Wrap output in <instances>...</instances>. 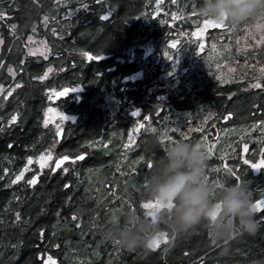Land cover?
I'll use <instances>...</instances> for the list:
<instances>
[{"label": "trees", "instance_id": "16d2710c", "mask_svg": "<svg viewBox=\"0 0 264 264\" xmlns=\"http://www.w3.org/2000/svg\"><path fill=\"white\" fill-rule=\"evenodd\" d=\"M155 1L0 0V264H264V40L236 42L264 8L195 38L204 0ZM28 39L47 55H30ZM65 88L56 101L74 120L58 139L41 122L48 91ZM179 140L205 155L210 200L226 182L249 189L258 231L218 243L201 226L155 249L113 246L117 214L141 211L154 162ZM49 146L68 159L13 182Z\"/></svg>", "mask_w": 264, "mask_h": 264}, {"label": "clouds", "instance_id": "9594fccd", "mask_svg": "<svg viewBox=\"0 0 264 264\" xmlns=\"http://www.w3.org/2000/svg\"><path fill=\"white\" fill-rule=\"evenodd\" d=\"M261 8L264 0H204L200 11L214 23L233 26L254 19ZM206 166L197 145L175 142L147 177V198L154 207L119 212L108 229L109 242L121 249H149L164 233L178 237L201 226L218 243L254 235L260 225L249 189L226 182L210 200V188L203 181Z\"/></svg>", "mask_w": 264, "mask_h": 264}, {"label": "rangeland", "instance_id": "374dc122", "mask_svg": "<svg viewBox=\"0 0 264 264\" xmlns=\"http://www.w3.org/2000/svg\"><path fill=\"white\" fill-rule=\"evenodd\" d=\"M163 0H156L154 5V9L157 10L160 8V4ZM176 16V15H174ZM182 19V17H175L174 22H178ZM209 19L205 18L201 23H199V27H196L194 29V37L195 38H203L206 32L214 28L215 26L209 25L207 22ZM220 28V27H219ZM255 43H260L264 40V22L256 23L253 29L247 30L245 33L241 34V37L239 39L236 38V42L238 44L237 49H246L248 47V43L250 40H252ZM27 43V51L30 55H38L43 56L47 55V47L45 43L38 41V39H28ZM204 45V44H203ZM214 48V46H211V49ZM55 69L47 68L44 76L42 79H47L51 77L55 73ZM79 90V88H72L73 93H76ZM58 90L51 89L48 91L47 101L48 105L46 108H44V115L42 119V125L46 129L47 133H50L51 135H56L58 131H60L65 124L68 122H73L74 117L68 113H65L62 109H60V104L57 102L54 98V94L57 93ZM53 147H47L43 148L35 157L30 158L27 162V168L14 176L13 182H19L21 181L27 173H29L31 170H34L36 167L37 173L31 174V180L35 179L37 181L38 176L37 174L41 173L42 171H49L52 169V166L54 164V161L56 160V157L54 156ZM247 149V146H244L243 152H245ZM43 157V159H41ZM250 168L253 169L254 172H257L261 166H263V162L261 160L255 162V163H249ZM65 166V167H64ZM63 167L66 168L68 164L64 165ZM19 177V179H18ZM99 189V188H98ZM145 203H152V200H148L146 202L140 203L141 212H147L149 209L143 208V205Z\"/></svg>", "mask_w": 264, "mask_h": 264}, {"label": "snow or ice", "instance_id": "6c2138e0", "mask_svg": "<svg viewBox=\"0 0 264 264\" xmlns=\"http://www.w3.org/2000/svg\"><path fill=\"white\" fill-rule=\"evenodd\" d=\"M207 23H208L209 25H212V26H215V27H223V24L214 23V22L211 21V20H209ZM171 47H175V45H171ZM18 86H19V85H18ZM255 87L259 88V87H261V85H260V84H256ZM65 94H66V93H62L61 95H65ZM14 120H15V117H13V121H14ZM41 159H43V157H42ZM80 159H83V157H80ZM29 163H31V161H29ZM149 167H151V165H149ZM18 179H19V177H18ZM29 183H30V184H35V183H36V180L33 179V180L29 181ZM152 207H154V205H153L152 203H145V204L143 205V208H145V209H150V208H152ZM254 207H255V209H257V208L260 207V204H255ZM165 242H167V241H165ZM157 246H158V245H157L156 240H153L152 243H151V245H150V247H152L153 249H155V247H157Z\"/></svg>", "mask_w": 264, "mask_h": 264}, {"label": "water", "instance_id": "95a60500", "mask_svg": "<svg viewBox=\"0 0 264 264\" xmlns=\"http://www.w3.org/2000/svg\"><path fill=\"white\" fill-rule=\"evenodd\" d=\"M62 93H66L65 95H61ZM69 93V89L68 88H65V89H63V90H60V91H58L57 93H55L54 94V98H55V100H59V99H63V98H65V97H67V94ZM60 134H62V131L60 130V131H58L57 132V137H58V139H60V137H61V135ZM68 158H65V159H63V160H57V161H54L55 163H54V165H53V170H56L58 167H60L63 163H64V161L65 160H67Z\"/></svg>", "mask_w": 264, "mask_h": 264}]
</instances>
